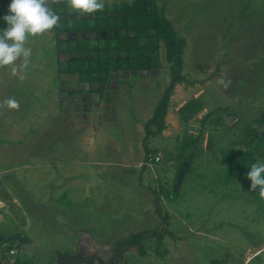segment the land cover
Returning a JSON list of instances; mask_svg holds the SVG:
<instances>
[{
	"label": "rangeland",
	"instance_id": "1",
	"mask_svg": "<svg viewBox=\"0 0 264 264\" xmlns=\"http://www.w3.org/2000/svg\"><path fill=\"white\" fill-rule=\"evenodd\" d=\"M121 1L134 0L104 5ZM156 1L186 39L183 73L196 82L176 85L147 159L145 122L171 79L163 42L159 68L113 71L102 85L57 71V60L76 54H59L50 30L29 36L26 66L23 57L15 70L0 65L1 259L14 245L25 264H57L59 253L81 245L107 258L132 234L166 227L159 197L173 233L163 239L166 254L149 234L123 253L128 264H264V205L250 178L227 177L222 154L249 147L248 125L264 134L255 120L264 117V0ZM193 97L205 108L185 123L179 108ZM185 131L198 137L197 156L173 198L193 150L179 154Z\"/></svg>",
	"mask_w": 264,
	"mask_h": 264
},
{
	"label": "trees",
	"instance_id": "2",
	"mask_svg": "<svg viewBox=\"0 0 264 264\" xmlns=\"http://www.w3.org/2000/svg\"><path fill=\"white\" fill-rule=\"evenodd\" d=\"M9 0H0V13L3 15L8 9ZM54 10L60 13V20L50 31L56 36V49L60 53H75V56L67 60H57L56 68L61 74H77L81 82L99 83L107 82L113 71L123 70H151L160 67L159 49L161 42L166 47V59L170 68L171 79L165 88L158 104L154 108L152 116L145 122V136L143 145L146 151V159L153 150L149 147L150 136L161 134L166 128V116L171 104L176 85L187 80L184 71V52L186 39L179 36L171 20L166 16L165 7L159 5L156 0H134L132 2L121 1L105 4L103 9L94 14L81 15L69 6V0H53ZM4 21V20H3ZM6 22L4 21V24ZM65 33L66 37L60 34ZM85 33L86 36H80ZM95 33V36H89ZM96 91H100V88ZM205 108L199 97H194L185 102L179 113L185 123L198 115ZM221 109V108H220ZM225 107L221 110L227 111ZM214 111L206 117L213 115ZM256 122L264 123V117L255 119ZM245 140L249 147L242 149L231 147L222 152L226 163L227 177L247 178L245 175L251 165L257 161L258 156L264 158V134L257 132L252 126L244 128ZM198 137L192 138L185 131L179 145V154L183 157L186 148L195 147ZM197 156L195 149L191 150L187 161L192 165ZM184 161L178 167L179 170ZM146 165H144V168ZM192 169V166H191ZM188 172L185 174V176ZM258 186L254 191V198L264 205V195ZM179 192L172 191V197L176 198ZM158 196V193H157ZM157 213L162 218L166 227L160 231L137 232L126 240L136 242L138 239L149 234L157 239L156 252L165 256V250H161L163 239L167 234H173L169 230L170 215L163 212L157 197ZM133 237V239H130ZM145 253V252H144ZM146 254V253H145Z\"/></svg>",
	"mask_w": 264,
	"mask_h": 264
},
{
	"label": "clouds",
	"instance_id": "3",
	"mask_svg": "<svg viewBox=\"0 0 264 264\" xmlns=\"http://www.w3.org/2000/svg\"><path fill=\"white\" fill-rule=\"evenodd\" d=\"M71 8L81 15L94 14L104 8V0H69ZM7 11L0 17L6 23L0 27V65H13L21 57L26 66L32 54L27 45L29 36L42 34L54 28L60 20V13L49 6L47 0H9ZM10 106L18 107L19 102L8 99ZM251 180L250 188L264 195V162H254L245 174Z\"/></svg>",
	"mask_w": 264,
	"mask_h": 264
},
{
	"label": "water",
	"instance_id": "4",
	"mask_svg": "<svg viewBox=\"0 0 264 264\" xmlns=\"http://www.w3.org/2000/svg\"><path fill=\"white\" fill-rule=\"evenodd\" d=\"M191 165L188 161H184L180 170L179 175L177 178V181L174 186V192H179L183 179L185 177V174L190 170ZM130 239H133L131 237ZM134 244H130L125 246L120 250V254H123L128 249L132 248ZM59 264H105V261L96 253V251L89 249L88 247L82 245L79 248V251L70 254V253H59ZM0 264H9L7 262H2ZM16 264H23V262H17ZM113 264H127L123 259H120L119 257H116L113 261Z\"/></svg>",
	"mask_w": 264,
	"mask_h": 264
},
{
	"label": "flooded vegetation",
	"instance_id": "5",
	"mask_svg": "<svg viewBox=\"0 0 264 264\" xmlns=\"http://www.w3.org/2000/svg\"><path fill=\"white\" fill-rule=\"evenodd\" d=\"M130 244H135V242H132L131 240H126V239L124 241L120 242L119 245H117L116 247L113 248L112 252L110 253V255L107 258L98 251H96V253L103 259V261H105V264H113V261L115 260L116 257H119L120 259L124 260L123 254H120L119 252L122 248H124L125 246L130 245ZM76 252H68V253L74 254ZM20 262H22V261H20Z\"/></svg>",
	"mask_w": 264,
	"mask_h": 264
},
{
	"label": "built area",
	"instance_id": "6",
	"mask_svg": "<svg viewBox=\"0 0 264 264\" xmlns=\"http://www.w3.org/2000/svg\"><path fill=\"white\" fill-rule=\"evenodd\" d=\"M157 159H160V156H156ZM1 249V248H0ZM1 253V250H0ZM24 253V249L20 245H14L8 252V258L7 259H1L0 258V263L2 262H7L9 264H16L17 261V256L21 255Z\"/></svg>",
	"mask_w": 264,
	"mask_h": 264
},
{
	"label": "crops",
	"instance_id": "7",
	"mask_svg": "<svg viewBox=\"0 0 264 264\" xmlns=\"http://www.w3.org/2000/svg\"><path fill=\"white\" fill-rule=\"evenodd\" d=\"M184 60H185V59H184ZM184 69H185V63H184ZM193 98H194V97H193ZM23 264H25L24 261H23ZM57 264H59V263L57 262Z\"/></svg>",
	"mask_w": 264,
	"mask_h": 264
}]
</instances>
